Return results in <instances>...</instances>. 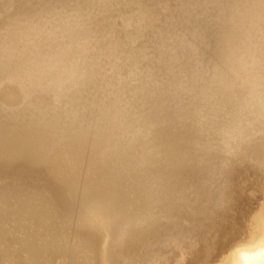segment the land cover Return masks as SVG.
Wrapping results in <instances>:
<instances>
[{
  "label": "bare ground",
  "instance_id": "bare-ground-1",
  "mask_svg": "<svg viewBox=\"0 0 264 264\" xmlns=\"http://www.w3.org/2000/svg\"><path fill=\"white\" fill-rule=\"evenodd\" d=\"M246 167L264 0H0V264H206ZM263 203L217 264H264Z\"/></svg>",
  "mask_w": 264,
  "mask_h": 264
},
{
  "label": "rangeland",
  "instance_id": "rangeland-1",
  "mask_svg": "<svg viewBox=\"0 0 264 264\" xmlns=\"http://www.w3.org/2000/svg\"><path fill=\"white\" fill-rule=\"evenodd\" d=\"M239 162H240V161H238V163H239ZM246 163H247V162H246ZM246 163L242 164L243 167L249 165V164H246ZM239 164H240V163H239ZM245 164H246V165H245ZM238 166H240V165H238ZM240 167H241V166H240ZM243 167H242V168H243ZM247 167H248V166H247ZM247 167H246V169H247ZM249 167H250V165H249ZM249 167H248V168H249ZM249 170H250V168H249ZM249 170L247 169V170L245 171V170L243 169V172H242V173H241L242 170H240L241 175H242L243 177H246V178H245V179L242 178V177L240 176V174L238 173V177H239L238 179H239V181H237L238 183L241 182L240 180H242L241 183H244L243 179L246 180L247 182L250 181V184H248V185L246 184V181H245V184L247 185V188H248V189L245 188V186H246L245 184H242L243 186L245 185L244 187H242L241 183H239V186H241L242 189H239L238 183L236 182L237 176L235 177V180H234V181H235V184H237V185H235V184H234V185H235V187H238L239 190H241L240 193H245V191L248 190V191L245 193V197H244V194H242L243 196H241V197H244V198L246 199V195H247V196H248V197H247L248 199L251 197V201L248 200V199H246L247 201H244V199H241V201H243V202H242V205H241V204L237 205V206H238L237 208L241 207V208H240L241 210H240V209L237 210V208L235 207L236 209L233 208V210H234V209L236 210V211H234L235 214H233L234 212L231 213V211H229L230 213H229V215H228V217L230 216V214L234 216V217L232 216V218H231V216H230L229 220L232 219V224H233V220H234V222L236 221L235 224L237 225V227H238V226L241 227V225L244 226V224H245L246 227H245L244 229L248 228V227L250 226L251 222H252V224L255 223V221H251V222L248 221V219H251V218H252V215H253L251 209H254V210H255V209L257 208L258 204H262V203L264 202V201H263V200H264V199H263V197H264V196H263L264 193H263L262 191H260V190H262V189L258 190L257 193H258L259 195H261L260 192H262V194H263V195H262V196H263L262 199H263V200L261 201V199H260L261 197L259 198V195H256V194H257V193H256L257 189H259V187L261 186L260 180H261V179L264 180V172H261V173H263V174L260 173V174L262 175V176H260L259 173H254V171L251 169V171H253L254 174H258L259 177H258L257 175H256V176H257V177H256L255 175L252 176L253 173L251 174V171H249ZM248 171H249V172H248ZM244 172L247 173V176H246V174H244ZM249 175H250L251 178H253V179L256 178L254 181H256V180L258 179V182L260 183V185H259V184H257L258 182L256 181L257 183L255 182V185H257V186H252V187H254V188L257 187L256 190L253 189V188L250 186V187L252 188V190H251V188L249 187V185H254L253 183H251V182H254V181H251V180H253V179H249V178H248ZM254 176H255V177H254ZM240 177H241V179H240ZM260 177H262V178L259 179ZM247 178L249 179V181H248ZM238 179H237V180H238ZM262 180H261V181H262ZM234 181H233V183H234ZM263 183H264V181H263ZM262 187H264V184H263ZM249 189H250L251 191H250ZM254 190H255V195H254ZM249 191H250V193H251V196H249ZM252 191H253V193H252ZM263 191H264V189H263ZM252 195H253V198H252ZM254 198H256V202H258V203H255V202H254V200H255ZM252 201H253V203L256 204L257 206L254 205V204H252ZM244 202H246V203H244ZM250 202H251L250 205L253 206V207H251V206L249 205ZM247 203H248V204H247ZM243 204L246 205V207H247V206H248V207L250 206L251 209L246 208ZM263 204H264V203H263ZM254 206H256V207H254ZM243 208H245V209H243ZM233 210H232V211H233ZM248 210H250L251 212L248 211ZM254 210H253V211H254ZM237 211H238V212H237ZM239 211H242V213L240 212V214H243L244 217H242V215L238 214ZM243 211H244L245 214L243 213ZM246 211H247V213H246ZM236 213H237V215H236ZM247 214H248L249 217H247ZM250 214H251V217H250ZM239 215L241 216V218H239V221H238V220H237V219H238L237 217H240ZM236 216H237V217H236ZM245 216H246V218H245ZM235 217L237 218L236 220H235ZM243 218H244L245 220H244ZM242 220H243V224H241ZM246 220H247V222H246ZM253 220H254V219H253ZM229 222H230V221H229ZM245 222H246V223H245ZM248 222H250V224H248V226H247V223H248ZM253 222H254V223H253ZM238 223H239L240 225H239ZM235 224H233V225H235ZM233 225H231V227H232L231 229H233L232 231L235 232L236 230L234 231V229L237 228V227H235V226H233ZM252 226H253V225H252ZM252 226H251V227H252ZM253 227H255V225H254ZM253 227H252V228H249V229H246V230H244L243 227H241L242 229H241V228H240V229L237 228L239 231L237 230V231H236L237 233H234L233 235H237V237H239V238L234 237V236H232V238H231V235H230V234H227L228 236L225 237V236H226V234H225V231H226V230H225V231L223 230V231H224V232L222 231L223 233H219V236H218V234H216L220 239L223 240V241H222L223 244H220L221 246L219 245L220 247H218V249H217V250H220L221 252L218 251L217 254H216V256H214V255H215V253H216L217 250L214 251V252H213V251H210L209 254H213V253H214V254L211 255V256H209V254L206 253V255L208 254V255H207L208 257L205 258L206 261H207L206 264H208V263H209V264H213V262L216 261L215 259L218 260V258L221 257L220 253H223V254H222V255H223L222 257H225V255L227 256V253H228V252L230 253V250L232 251V250L235 248V247H233V245H237L238 243H241L240 241H242V243H243V241H244L245 239L248 240V238L251 237V234H250V233H252L253 231H255V230H253ZM227 228H228V226H227ZM254 229H255V228H254ZM228 230H230V227H229ZM240 230H241V231L244 230L245 232L243 233V232H241ZM247 230H248V232H249V231H250V232H249V234H248V238H245V237H247V236H244V235L246 234ZM230 232H231V230H230ZM212 233H213V232H212ZM212 233H208V234L211 235ZM238 233H239V235H238ZM208 234H207V235H204V236H205V237L207 236L206 238H208V237H209ZM220 234L225 235V236H222V238H221V237H220V236H221ZM231 234H232V233H231ZM240 234H243V237L241 236L242 240H241V238H240ZM213 235L215 236V234H213ZM213 235H211V236H213ZM246 235H247V234H246ZM204 236H203V237H204ZM211 236H210V237H211ZM229 236H230V237H229ZM205 237H204V238H205ZM218 237H217V238H218ZM223 237H224L225 239H226V238L229 239V241L226 240V241L224 242L225 239H223ZM233 237H234V238H233ZM215 238H216V237H215ZM236 238H237V240H236ZM195 239H197V240L199 239V241H200V237H195ZM195 239H194V242L197 241V240H195ZM230 239H231V241H230ZM232 239H233V241H234V240H235V241L232 242ZM238 239H239L240 241H239ZM201 240H203V239H201ZM247 240H245V242H246ZM204 241L207 242L208 240H206V239L203 240V241H202L203 244H204ZM219 241H221V240H219ZM236 241H238V242L236 243ZM208 242H209V241H208ZM230 242H231L232 245L230 244ZM202 243L197 242V244H196L197 246L195 247V250L199 252V250L204 249L203 251L201 250V252H202V254H203V253H205V252L207 251L206 249H208V248H206V247H208V246H205V247H204V245H206V244L203 245ZM220 243H221V242H220ZM224 243H225V245H224ZM228 243H229V244H228ZM234 243H236V244H234ZM199 244H201L204 248H200V247H202V246H199V248H200V249H199V248H198V245H199ZM222 245H223V246H222ZM226 245H228V246L231 245V246H230V249L228 250V252H227L226 250H227V248H229V247L226 246ZM225 246H226V247H225ZM222 247H224V248H222ZM197 248H198V250H197ZM225 248H226V249H225ZM232 248H233V249H232ZM224 249H225V252H224ZM210 250H211V249H210ZM196 251H193V252H195V253H193L195 256L198 254ZM204 251H205V252H204ZM175 252H176V251H175ZM201 252H200V255H201ZM212 252H213V253H212ZM219 252H220V253H219ZM226 252H227V253H226ZM176 253H177V252H176ZM218 253H219V254H218ZM225 253H226V254H225ZM229 253H228V254H229ZM193 254H190V255L194 256ZM198 255H199V254H198ZM198 255L196 256L197 258L200 256V255H199V256H198ZM206 255H205L204 257H206ZM219 255H220V256H219ZM192 256H190V257H192ZM195 256H194V258H193V257L190 258V257H189V254H188V259H189V260H190V259H194L193 262H192V260H190V261H191L190 263L195 264V258H196ZM213 256H214L215 258H214ZM217 257H218V258H217ZM197 258H196V259H197ZM188 259H187V260H188ZM207 259H209V260H207ZM221 259H223V258H221ZM221 259L218 260V261H219L218 263H220ZM189 260H188V261H189ZM211 260H212V261L214 260V261L212 262ZM188 261H187V262H188ZM190 263H189V264H190ZM215 264H217V262H215Z\"/></svg>",
  "mask_w": 264,
  "mask_h": 264
}]
</instances>
